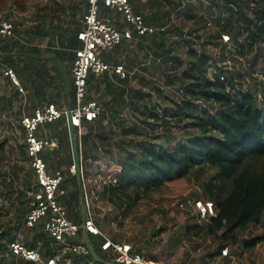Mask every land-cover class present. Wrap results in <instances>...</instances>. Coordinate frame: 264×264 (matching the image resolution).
Masks as SVG:
<instances>
[{
	"label": "trees",
	"instance_id": "obj_1",
	"mask_svg": "<svg viewBox=\"0 0 264 264\" xmlns=\"http://www.w3.org/2000/svg\"><path fill=\"white\" fill-rule=\"evenodd\" d=\"M129 2L146 24L157 29L152 35L134 39L140 53L151 58L148 67L142 68L150 78L131 71L133 62L125 69L128 75L124 79L89 74L87 83L95 90L99 84L104 85L103 93L109 101L103 105L114 115L126 109L135 121L130 126L117 125V141L110 136L114 131L104 127L107 112L95 122H83L85 134L78 137L74 131L81 162L105 166L109 178L102 185L103 195L109 193V200L116 199L120 204L124 199L131 200V191L175 186L206 169L210 177L202 184L204 199L189 192L178 194L175 201L180 205L202 200L214 205V216L204 222L185 213L196 220L194 225L186 226L188 235L217 243L215 251L204 255V264H233L221 256L223 248H231L229 253L236 259L257 248L264 253V97L258 91L261 87L264 95V85H250L245 72H236V77L232 68L216 61L228 48L232 57L253 70L257 68L258 76L264 78V0ZM179 14L192 21L188 30L180 27ZM209 27L214 29L206 31ZM224 36L228 43H224ZM155 77L162 84L147 81ZM133 80L139 86L146 81L151 85L145 92ZM153 94L159 103L151 102ZM61 134L59 145L66 136ZM5 144L1 143L0 149ZM77 195L71 194L66 207ZM252 227L261 228L262 233L242 238ZM3 234L0 238L4 239ZM88 239L96 255L104 260L101 239ZM25 242L29 248L41 243L44 259L54 257L58 251L44 233L42 223L30 229ZM132 248L141 254L140 249ZM70 257L78 264H96L88 254ZM0 264L32 263L11 256Z\"/></svg>",
	"mask_w": 264,
	"mask_h": 264
},
{
	"label": "crops",
	"instance_id": "obj_2",
	"mask_svg": "<svg viewBox=\"0 0 264 264\" xmlns=\"http://www.w3.org/2000/svg\"><path fill=\"white\" fill-rule=\"evenodd\" d=\"M86 9L85 0H18V3H16V0H0V18L11 22L15 29L14 37H0V125L9 128L15 125L20 127V119L23 115L31 114L37 107L44 104L52 103L60 110H67L73 106L74 88L71 69L75 58V50L80 47L77 33L83 28L82 18ZM105 10L104 8L101 9L102 18L107 19L110 24L119 30L128 28L119 13L113 10L107 13ZM141 57V53L137 49V42L133 40L123 41L114 53L103 57V59L121 65L124 71L125 69L128 70L130 63L133 62L135 67L131 71L142 74L144 78H150L149 75H145L139 70L142 66ZM5 69L14 71L18 86L3 75ZM108 76L113 79V75L108 74ZM114 79L118 80L117 77ZM132 83L139 86L136 80H133ZM97 89L95 90L93 86L89 85L90 92L87 98L98 103L101 99L106 101L103 93L104 85L99 84ZM100 105L103 107L101 103ZM105 112L104 110V114ZM1 115H3V118ZM60 120L59 123L46 124L50 127L44 128L46 125L41 126L37 136L39 138H52L57 141V146L45 150L42 156L49 173L53 174L60 171L63 174L64 179L61 184L63 194L59 196L58 201L66 209L68 219L81 224L85 217V206L82 204L80 195L82 194L80 179L76 174L69 173L74 163L68 119L66 121ZM64 133L66 134L65 137L62 136ZM58 134H61L64 138L60 145L58 144ZM4 149L5 147L0 151H4ZM8 151L10 153L5 157L6 160L18 165L22 159L20 150L11 148ZM68 153H70L69 158ZM24 156H26L25 148ZM80 163L83 171L81 160ZM66 167L68 171L61 170ZM30 172L32 176L29 179L32 185L29 187L25 185L20 189L21 200L13 199L6 202L0 199V236L5 233L4 239L0 238V263H4V259L11 257L7 248L10 242H18L16 238L10 237L14 232H18L20 229L19 224H22L27 231L31 229L24 224L28 212L26 202L27 198L38 190V187L31 169ZM4 179L0 178V180H3L2 182L12 185L9 178L5 177ZM85 182L87 186L86 179ZM77 185L78 189L76 188ZM2 192L10 196L14 195L15 189L11 191L5 189ZM74 192L78 193V197L72 200L68 208L65 202L70 199L71 194ZM22 208L25 210L24 213H21ZM8 221L11 223L3 225ZM26 236L27 234L25 238ZM25 238L24 243H26ZM75 242L84 243L82 232L79 233ZM23 245L27 246L26 244ZM34 248L41 250V252L43 250L41 249V243H37ZM103 254L106 258L104 259L105 262L107 259L111 261L110 257L105 253Z\"/></svg>",
	"mask_w": 264,
	"mask_h": 264
},
{
	"label": "built area",
	"instance_id": "obj_3",
	"mask_svg": "<svg viewBox=\"0 0 264 264\" xmlns=\"http://www.w3.org/2000/svg\"><path fill=\"white\" fill-rule=\"evenodd\" d=\"M85 1L87 9L82 18L83 28L77 33L80 47L75 50L71 69L74 106L69 110V123L77 131L78 137L85 134L83 122H95L104 114V108L100 103L87 99L89 74L96 76L111 74L121 79L128 75L121 65L105 61L102 52L115 50L125 40L131 41L157 32L156 28L146 24L142 16L133 11L129 0ZM103 8L119 13L128 28L119 30L107 19L102 18L101 9ZM14 30L11 22L0 18L1 38L14 37ZM223 39L227 40V37L224 36ZM3 75L18 86L12 69H5ZM64 115L67 116L66 110H60L54 104L48 103L37 107L31 114L23 115L20 119L28 164L38 187V190L27 198L28 212L24 224L27 228H32L42 223L44 233L58 249L57 254L44 259L39 249L29 248L15 241L8 244V253L32 264H78L70 256L82 257L88 254L83 242H75L79 233L85 229L89 236L101 239L100 250L111 258L112 264H156L135 252L130 244L114 241L101 233L90 212L87 187L81 167L78 177L85 206V217L81 224L68 219L65 209L58 201L59 196L63 194L61 184L64 176L60 171L49 173L42 157L45 150L57 146V141L37 136L41 126L57 122ZM70 173L76 174L74 166L71 167ZM185 204L192 208V213L199 222L207 221L215 214L211 201L188 200ZM220 254L236 264V258L229 253L227 248H223Z\"/></svg>",
	"mask_w": 264,
	"mask_h": 264
},
{
	"label": "rangeland",
	"instance_id": "obj_4",
	"mask_svg": "<svg viewBox=\"0 0 264 264\" xmlns=\"http://www.w3.org/2000/svg\"><path fill=\"white\" fill-rule=\"evenodd\" d=\"M179 16L180 27H182L183 30H188L193 24L192 21L183 17V14H179ZM174 17L175 15L172 16L173 20ZM213 29V27H209L206 31H212ZM223 41L224 43H228V41L224 39ZM220 49L221 47L217 48L218 55H221ZM115 50L103 51L102 55L103 57H107L111 53H114ZM141 56L142 66L139 70L142 71L143 67H148L151 58L143 54H141ZM216 61L221 65H226L228 69L232 68L235 75L236 72L240 70L245 72L250 85L260 86V83L264 85V78L258 76L260 75V71L257 68L253 70L246 62L232 57L229 54L228 48L224 50V56H219ZM234 66L235 68H233ZM147 81L155 83L154 85L162 84L157 77ZM147 81L140 85L141 89L145 92L148 90L149 85H151L148 84ZM258 91L259 95L263 98L264 95L262 94L261 87L258 88ZM108 98L109 97L105 98L106 101L101 99L100 103L102 105L103 102L108 103ZM167 100L170 101V99ZM151 102L154 104L159 103L154 94L151 96ZM103 107L107 112L104 127L114 131V134H110V136L117 141L120 139L117 125L121 123L124 126H130L134 123L135 119L127 114L126 109L121 114L114 115V113H111L113 111L108 109V106L103 105ZM1 117L3 118V115H1ZM111 118H113V120L109 121ZM66 119L67 117L64 115L60 121H66ZM56 123H59V121ZM46 127L50 126H44V128ZM84 130L86 131V127H84ZM5 141V149L4 151H0V178H9V180L12 181V185L0 180V199L9 202L13 199H22L20 189L25 187V185L28 187L32 185L30 182L26 184V180L28 178L31 179L32 175L28 159L24 156L25 142L20 127L15 125L9 128L0 125V144ZM11 148L18 149L21 152L22 159L20 158L21 161L18 165L13 164L12 161H7L5 158L10 153L8 149ZM112 154H115V151H113ZM67 156L69 158L70 153H68ZM60 160L62 159L60 158ZM61 170L68 171L67 167ZM83 173L84 178L87 180V202L92 218L98 229L106 237L130 244L135 249H140L141 255H143L144 258L156 264H204V262H206L204 255L217 249V243L211 239H204L186 233V226H192L196 223L195 219L189 218L190 216L188 214V216L185 215V213H192V208L185 203L178 205L175 202L178 200V194L182 193L185 195L189 192L199 195L201 199H204L202 184L206 183L210 177L206 169L195 172L190 176L189 181L182 182L175 186L162 188L160 190H141L137 193L131 191V200L124 199L122 204L116 199H114V202H111L109 200V193L103 195L102 185H104L109 178L106 175L104 165L99 162L86 165L83 163ZM76 175L78 176L77 171ZM76 188L78 189V185ZM5 189L10 191L15 189V192H13L14 195H6L2 192ZM136 194L138 196L135 199ZM6 223L9 224L11 222H5L3 225ZM19 228L18 232H14L10 238H16L18 242L25 244L24 238L29 231H27L22 224H19ZM261 233V228L252 227L243 234L242 238L250 239ZM230 250L231 248L228 249L229 252ZM102 257L106 259L104 255H102ZM238 258L236 259V264H264V253L261 248L254 249L251 252H244ZM106 263L112 264L109 259L106 260Z\"/></svg>",
	"mask_w": 264,
	"mask_h": 264
},
{
	"label": "water",
	"instance_id": "obj_5",
	"mask_svg": "<svg viewBox=\"0 0 264 264\" xmlns=\"http://www.w3.org/2000/svg\"><path fill=\"white\" fill-rule=\"evenodd\" d=\"M69 110H70V108H68L66 111H67V119H68V128H69V133H70L71 152H72L74 167H75V169L79 175L81 163H80V159H79V151H78V147H77V142L75 140L74 129L69 123V119H70ZM81 197H82V204L84 205L82 194H81ZM84 212H85V210H84ZM82 233H83V237H84V245H85L87 253H88L89 257L92 259V261L96 264H108L104 260H102L98 255H96V253L94 252L92 246L90 245V243L88 241V234H87L85 229H83Z\"/></svg>",
	"mask_w": 264,
	"mask_h": 264
},
{
	"label": "clouds",
	"instance_id": "obj_6",
	"mask_svg": "<svg viewBox=\"0 0 264 264\" xmlns=\"http://www.w3.org/2000/svg\"><path fill=\"white\" fill-rule=\"evenodd\" d=\"M75 131V130H74ZM89 236V235H88Z\"/></svg>",
	"mask_w": 264,
	"mask_h": 264
}]
</instances>
